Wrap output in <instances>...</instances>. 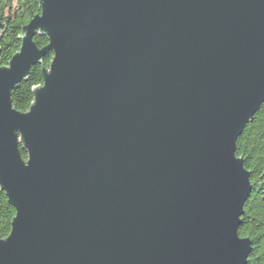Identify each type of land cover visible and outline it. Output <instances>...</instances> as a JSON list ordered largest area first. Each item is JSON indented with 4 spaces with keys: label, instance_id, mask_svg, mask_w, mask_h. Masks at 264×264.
<instances>
[{
    "label": "water",
    "instance_id": "95a60500",
    "mask_svg": "<svg viewBox=\"0 0 264 264\" xmlns=\"http://www.w3.org/2000/svg\"><path fill=\"white\" fill-rule=\"evenodd\" d=\"M37 1L0 66V264H247L236 143L264 103V0Z\"/></svg>",
    "mask_w": 264,
    "mask_h": 264
},
{
    "label": "trees",
    "instance_id": "16d2710c",
    "mask_svg": "<svg viewBox=\"0 0 264 264\" xmlns=\"http://www.w3.org/2000/svg\"><path fill=\"white\" fill-rule=\"evenodd\" d=\"M39 10L37 0H0V21L5 29L0 34V66L7 64L18 50L22 25ZM34 41L38 46L48 42L47 36L36 34ZM53 53L50 51L43 59L48 67ZM41 64L31 67L26 79L12 90L13 106L21 111L29 108L33 101V88L42 83ZM236 153L242 156L245 168L250 172L251 191L247 197L238 228L239 235L249 237L252 251L247 264H264V103L245 127L236 143ZM23 158L27 153L21 148ZM15 214L14 207L8 202L5 192L0 188V236L5 237L11 228Z\"/></svg>",
    "mask_w": 264,
    "mask_h": 264
}]
</instances>
